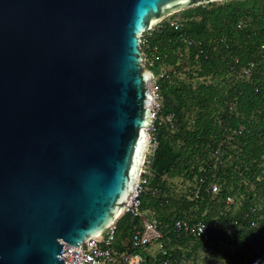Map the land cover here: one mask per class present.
<instances>
[{"label": "water", "instance_id": "water-1", "mask_svg": "<svg viewBox=\"0 0 264 264\" xmlns=\"http://www.w3.org/2000/svg\"><path fill=\"white\" fill-rule=\"evenodd\" d=\"M221 1L0 0V264H63L64 244L133 206L153 97L141 37Z\"/></svg>", "mask_w": 264, "mask_h": 264}, {"label": "trees", "instance_id": "trees-1", "mask_svg": "<svg viewBox=\"0 0 264 264\" xmlns=\"http://www.w3.org/2000/svg\"><path fill=\"white\" fill-rule=\"evenodd\" d=\"M181 15L177 27L167 19L146 32L149 49L141 47L153 60L145 68L156 74L162 112L175 116L172 129H158L141 196L166 254L147 250L142 264H264V0L209 3ZM178 220L208 224L209 239L178 236ZM138 221L128 213L118 219L117 250Z\"/></svg>", "mask_w": 264, "mask_h": 264}, {"label": "built area", "instance_id": "built-area-1", "mask_svg": "<svg viewBox=\"0 0 264 264\" xmlns=\"http://www.w3.org/2000/svg\"><path fill=\"white\" fill-rule=\"evenodd\" d=\"M170 25L177 27V22L172 21ZM141 47L146 50L149 49L147 38L144 36L141 37ZM146 64L148 66H152L153 60L147 59L144 55V69H146ZM253 68V64H249L248 67L244 68V76L250 77ZM151 74V93L153 97L150 102L149 125L146 129L149 140L148 148L141 165L140 175L136 186L132 190L131 196L125 205L131 206L133 204V206L131 208L123 207L121 214L122 216L128 213L132 217L137 218L139 220L138 225L130 233L127 241L120 240V246L124 247L123 249H120L121 251L117 250L115 247L117 239L120 237V235H118L117 228L118 219L111 223L101 234L96 237L88 238L80 247L75 248L74 246L64 244L62 249L64 253L61 254V256L64 257L63 264H70L77 253L81 256L75 264H142L143 253H145L154 243L158 244V250L162 251L163 255L166 254L162 243L163 234L159 231L156 220H154L152 216L143 213L141 210V196L147 190L150 166L152 164L155 150L158 146V129L162 126L172 129L175 122V116L173 113L164 114L162 112L163 103L159 87L157 85V77L152 72ZM162 76L163 74L158 75L159 78ZM217 191V185L212 184L210 192L215 194ZM201 192V186H196L193 199L197 200L199 198V193ZM233 203L234 200L231 197H227L225 199V204L227 206L232 205ZM250 225L253 226L254 223L251 221ZM174 232L178 236H192L205 242L209 239L210 226L203 222L191 223L187 220H178L174 223ZM119 239H122V236ZM163 264L170 263L168 260H164Z\"/></svg>", "mask_w": 264, "mask_h": 264}, {"label": "rangeland", "instance_id": "rangeland-1", "mask_svg": "<svg viewBox=\"0 0 264 264\" xmlns=\"http://www.w3.org/2000/svg\"><path fill=\"white\" fill-rule=\"evenodd\" d=\"M220 3V2H218ZM181 12H178V13H175L174 15H172V17H167L165 20H169V21H176V20H173V19H181ZM156 76V74H154ZM159 248H158V244L157 243H154L152 246L149 247L148 251L151 250L152 252H155L157 251ZM151 253V252H150ZM186 264H191L190 263H186ZM197 264H207L206 261L204 262V260L201 262H198Z\"/></svg>", "mask_w": 264, "mask_h": 264}]
</instances>
